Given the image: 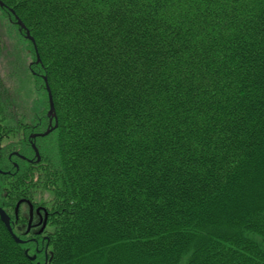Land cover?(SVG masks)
I'll use <instances>...</instances> for the list:
<instances>
[{
	"label": "trees",
	"instance_id": "obj_1",
	"mask_svg": "<svg viewBox=\"0 0 264 264\" xmlns=\"http://www.w3.org/2000/svg\"><path fill=\"white\" fill-rule=\"evenodd\" d=\"M29 2L70 149L5 200L54 186L51 264H264V0Z\"/></svg>",
	"mask_w": 264,
	"mask_h": 264
},
{
	"label": "rangeland",
	"instance_id": "obj_2",
	"mask_svg": "<svg viewBox=\"0 0 264 264\" xmlns=\"http://www.w3.org/2000/svg\"><path fill=\"white\" fill-rule=\"evenodd\" d=\"M25 1V7H20L17 1L11 4L9 0H0V208L9 216L11 230L1 218L0 222L12 242L20 245L27 259L34 264H51L57 234L61 229L62 233L71 230V222L61 221V216L58 218L60 210L54 205V186L51 184L47 188L35 182L37 188H32L33 183V192L30 190L29 196H21L18 201L5 200L7 194L11 196L17 189L27 191L26 179L33 174L46 173L48 164L43 165V162L49 163L47 154H50L52 164L58 167L59 158L64 156L62 153L70 149L68 137L59 138L60 128L61 131L66 128L67 117L64 112H58L57 106L61 109V103L56 99L58 93L56 97L54 94V88L58 92L57 84H63L65 78L57 73V70L61 72V68L55 66L59 59L48 57L44 50L45 35L49 38L55 30L44 25L45 14L41 17L43 20H38L39 24L43 23L40 37L36 24L27 19L31 2ZM49 95L52 114L48 113L51 109ZM47 127L50 129L45 131ZM28 202L39 209L36 211L33 207L31 221ZM15 205L18 214L12 217L11 207L15 208ZM13 234L21 241H17Z\"/></svg>",
	"mask_w": 264,
	"mask_h": 264
},
{
	"label": "water",
	"instance_id": "obj_3",
	"mask_svg": "<svg viewBox=\"0 0 264 264\" xmlns=\"http://www.w3.org/2000/svg\"><path fill=\"white\" fill-rule=\"evenodd\" d=\"M19 23L22 25V23L19 21ZM51 96L49 95V101H50V107L51 109L49 110V114H52L53 112V104H52V100H51ZM20 202V201H19ZM19 202L17 204H19ZM29 203V202H28ZM29 219L31 221L32 217H33V206L32 204L29 203ZM36 211H39V209H37ZM0 218L2 219V221L5 223V225L8 227L9 230H11V226H10V222H9V216L5 213V211H3L1 208H0ZM14 238L17 240V241H21V239H19L17 236H15L13 234Z\"/></svg>",
	"mask_w": 264,
	"mask_h": 264
},
{
	"label": "bare ground",
	"instance_id": "obj_4",
	"mask_svg": "<svg viewBox=\"0 0 264 264\" xmlns=\"http://www.w3.org/2000/svg\"><path fill=\"white\" fill-rule=\"evenodd\" d=\"M49 129H50V128L47 127V128L45 129V131H48ZM45 135H48V134H45ZM54 138H56V136H55ZM32 206L34 207V205H32ZM13 209H14V211H13V215L16 216V215L18 214V206L15 205V208L13 207ZM13 209H12V210H13ZM34 209H35V207H34ZM37 209H38V208H36L35 210H37ZM29 210H30V209H29ZM11 216H12V215H11ZM33 218H34V215H33Z\"/></svg>",
	"mask_w": 264,
	"mask_h": 264
}]
</instances>
